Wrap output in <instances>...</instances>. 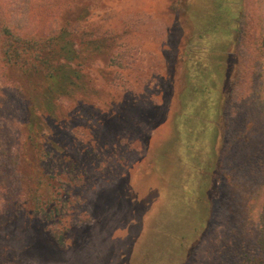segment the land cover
<instances>
[{
	"label": "rangeland",
	"instance_id": "1",
	"mask_svg": "<svg viewBox=\"0 0 264 264\" xmlns=\"http://www.w3.org/2000/svg\"><path fill=\"white\" fill-rule=\"evenodd\" d=\"M212 2H191L195 21L187 0H67L41 19L69 21L94 52L84 72L96 92L58 98L43 128L45 165L58 182L81 181L71 190L87 220L58 247L5 171L0 251L16 264H243L256 248L264 0ZM14 77L0 72V127L18 154L26 112Z\"/></svg>",
	"mask_w": 264,
	"mask_h": 264
},
{
	"label": "trees",
	"instance_id": "2",
	"mask_svg": "<svg viewBox=\"0 0 264 264\" xmlns=\"http://www.w3.org/2000/svg\"><path fill=\"white\" fill-rule=\"evenodd\" d=\"M63 2L67 0H0V72L4 76H15L12 84L26 112L23 152L11 153L7 137L0 127V179L5 171H10L16 185L18 183L15 181L21 180L30 190L29 217L58 247L64 246V237L80 221L87 220V212L81 199L78 200L77 195L80 194L71 190V187H78L81 181L77 177L72 180L71 175L67 174L63 175V183L58 182L45 165L49 156L44 146L45 118L55 119L56 114L58 116V98L86 101L96 92L84 72V66L94 52H89L91 48H87L84 41L71 35L73 29L68 27L70 22L57 20L40 26L41 19L55 7L61 8ZM191 2L193 0H187L189 11L186 10L192 21H195L196 12ZM213 2L217 7L215 0ZM99 47L94 46L96 50H100ZM259 95L260 98H255L264 126V78L261 79ZM248 126L249 122L245 124V129ZM23 164L28 174H18V168ZM70 169L73 170L71 174H84L81 168L70 166ZM261 186L264 194V169ZM256 223V248L243 256V264H264V203ZM16 263L9 249L0 251V264Z\"/></svg>",
	"mask_w": 264,
	"mask_h": 264
}]
</instances>
